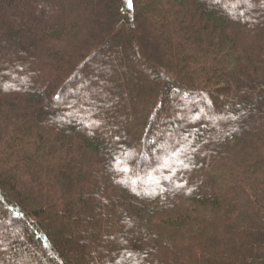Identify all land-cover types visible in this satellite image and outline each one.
<instances>
[{
  "label": "trees",
  "instance_id": "obj_1",
  "mask_svg": "<svg viewBox=\"0 0 264 264\" xmlns=\"http://www.w3.org/2000/svg\"><path fill=\"white\" fill-rule=\"evenodd\" d=\"M0 0V264H264V0Z\"/></svg>",
  "mask_w": 264,
  "mask_h": 264
},
{
  "label": "snow or ice",
  "instance_id": "obj_2",
  "mask_svg": "<svg viewBox=\"0 0 264 264\" xmlns=\"http://www.w3.org/2000/svg\"><path fill=\"white\" fill-rule=\"evenodd\" d=\"M128 6H131V5H130V0H129V4H128Z\"/></svg>",
  "mask_w": 264,
  "mask_h": 264
}]
</instances>
